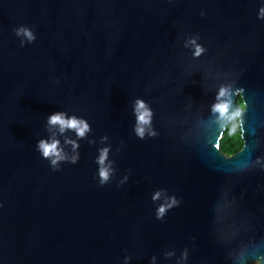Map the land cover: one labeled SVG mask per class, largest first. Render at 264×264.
I'll return each instance as SVG.
<instances>
[{
    "label": "water",
    "instance_id": "obj_1",
    "mask_svg": "<svg viewBox=\"0 0 264 264\" xmlns=\"http://www.w3.org/2000/svg\"><path fill=\"white\" fill-rule=\"evenodd\" d=\"M261 9L0 0V264H264ZM138 100L152 112L142 138ZM223 100L240 109L231 155L220 147L231 120L213 111ZM58 112L88 131L61 132ZM53 139L57 166L38 147Z\"/></svg>",
    "mask_w": 264,
    "mask_h": 264
},
{
    "label": "clouds",
    "instance_id": "obj_2",
    "mask_svg": "<svg viewBox=\"0 0 264 264\" xmlns=\"http://www.w3.org/2000/svg\"><path fill=\"white\" fill-rule=\"evenodd\" d=\"M261 12H262V14H264V9H261ZM19 31H22L23 34L29 40L34 39L33 33L30 30L21 29ZM18 34H19V32H18ZM192 43L195 44V47H196L194 55L199 56L204 51L203 47L199 44H196L195 40H193ZM226 95H228V89L221 88V90L219 92V97H224ZM219 97H218V99H219ZM240 103H241V108H243L244 102L242 99H241ZM230 107H231V101L230 100H223L219 103H216L213 106V111L218 112L220 114L219 118L221 120L228 118L230 120L237 121V123L233 125V131H236V128L239 127L238 118L240 116V109H237L235 112H232L231 115H229ZM136 113H137V121H138V124L136 127V133L138 136H140L142 138L145 134L144 125L150 124L152 112H151V109H149L146 106V104L143 100H138L136 102ZM49 124L50 125H59L61 132L65 131L66 129H69V128L73 129L77 132V135L80 137H83L89 129V125L86 121L77 119L75 116H73L71 118H66L63 113H59V112L56 114H53L52 116L49 117ZM237 138L240 139L239 134H238ZM70 143L73 144L74 148L78 147V145H76V143L74 141H70ZM241 146H242V142H241V144H238V147H241ZM38 147H39V150L42 152V154L45 158L51 159V163L53 166H57L59 161L66 159V156L63 153V150L59 147V140L53 139L51 142H49L47 140H41L39 142ZM107 153H108L107 149L102 150L101 155L99 157V163L101 165H104V162L107 158ZM76 160H77V157L72 158L73 163H75ZM99 175H100L102 184L107 182V180L109 179V169L107 167L102 166L100 168ZM158 198H159V193L156 194L154 199H158ZM172 203L173 204L176 203L175 199H173ZM171 206H172L171 204L161 205L157 211V218H162L164 216V214L166 213L167 209ZM257 264H261V262L257 261Z\"/></svg>",
    "mask_w": 264,
    "mask_h": 264
},
{
    "label": "trees",
    "instance_id": "obj_3",
    "mask_svg": "<svg viewBox=\"0 0 264 264\" xmlns=\"http://www.w3.org/2000/svg\"><path fill=\"white\" fill-rule=\"evenodd\" d=\"M237 101L240 103L241 97H239ZM236 123H237V121L231 120L227 124L226 129H225L224 134H223V137L221 138V141H220L221 150L224 153H226L227 155H231L233 153H236L243 146V139L241 137V128H240L239 118H238L239 127L236 128V131H233V125ZM238 134L240 135V139L242 141L237 138ZM241 142H242V146L238 147V144H241Z\"/></svg>",
    "mask_w": 264,
    "mask_h": 264
}]
</instances>
